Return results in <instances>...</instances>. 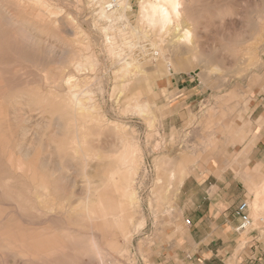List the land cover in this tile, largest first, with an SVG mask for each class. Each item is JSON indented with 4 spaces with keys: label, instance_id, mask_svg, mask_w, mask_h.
<instances>
[{
    "label": "rangeland",
    "instance_id": "1",
    "mask_svg": "<svg viewBox=\"0 0 264 264\" xmlns=\"http://www.w3.org/2000/svg\"><path fill=\"white\" fill-rule=\"evenodd\" d=\"M146 1L102 17L93 0H0V264H186L158 243L183 235L176 196L216 145L203 136L264 92V3L182 0L187 46ZM174 75L200 96L177 126ZM255 199L243 244L264 233Z\"/></svg>",
    "mask_w": 264,
    "mask_h": 264
},
{
    "label": "crops",
    "instance_id": "2",
    "mask_svg": "<svg viewBox=\"0 0 264 264\" xmlns=\"http://www.w3.org/2000/svg\"><path fill=\"white\" fill-rule=\"evenodd\" d=\"M194 85V79L174 75L163 91V99L169 102L175 95L183 110L170 115L171 124L177 126L183 115L190 117L195 111L200 96ZM229 117L217 121L216 132L203 136L216 145L194 166L177 193L176 215L185 227L183 235L171 228L166 240L158 243L157 251L166 260L264 264V233L252 230L243 244L244 236L236 231L241 224L238 206L256 195L253 208L264 207V92L253 94L248 110L235 111ZM191 135L194 142L202 137L196 128Z\"/></svg>",
    "mask_w": 264,
    "mask_h": 264
},
{
    "label": "bare ground",
    "instance_id": "3",
    "mask_svg": "<svg viewBox=\"0 0 264 264\" xmlns=\"http://www.w3.org/2000/svg\"><path fill=\"white\" fill-rule=\"evenodd\" d=\"M125 1L127 0H93L92 2V8L93 11H99V14L102 15V17H107V13H112L114 10L119 11V10H125ZM148 2V1H146ZM144 2V3H146ZM264 3V0H263ZM7 4V3H6ZM10 5V4H9ZM149 8L154 12L155 17L158 18V21H161L164 24H170L172 22V15H174L177 19H178V25H177V30L178 31H185V36L181 35V42L182 44H185L187 46H192L191 42H190V38H191V31L188 29V27L186 26V21L183 20V1L182 0H154L149 1L146 4L145 10H147V13H150ZM149 10V11H148ZM145 12V13H146ZM264 12V11H263ZM146 13V14H147ZM152 13V12H151ZM150 13V14H151ZM114 14V13H113ZM185 16V15H184ZM124 17V16H123ZM261 17V16H259ZM263 17V16H262ZM254 32V31H253ZM239 41V39H238ZM246 42H238V48L241 47L243 48V45L245 46ZM251 46V45H250ZM237 48V49H238ZM251 48V47H250ZM253 48V47H252ZM251 48V49H252ZM250 49V50H251ZM141 51L145 53L144 51V46L141 47ZM244 51V50H243ZM240 52V50H239ZM252 52V51H250ZM254 52V51H253ZM149 53L151 56H158L159 53L157 51L154 50V52H152L151 50H149ZM82 56V55H81ZM238 57V55H237ZM78 65V64H77ZM81 67V66H80ZM78 69H79V65H78ZM171 71V69H170ZM74 79V78H73ZM67 80V79H66ZM69 80V79H68ZM71 80H69L70 82ZM66 82V81H65ZM68 82V81H67ZM67 84V83H66ZM71 85V84H69ZM67 85V86H69ZM73 85V84H72ZM73 88V87H71ZM76 88V85H75ZM85 94V93H84ZM92 96V95H91ZM94 96V95H93ZM72 98V96H71ZM70 98V99H71ZM74 101H73V107L76 109L77 114H82V112L85 110L84 109V105L80 102V99L78 97V95H73ZM91 98V97H90ZM89 103V102H88ZM88 105V104H87ZM90 105V104H89ZM87 111V110H86ZM85 113V112H84ZM90 113V112H89ZM88 114V111L85 113ZM91 114V113H90ZM89 115V114H88ZM87 115V119L88 118ZM94 118V117H93ZM92 118V120H93ZM76 119V118H75ZM91 120V119H90ZM76 121V120H75ZM78 121V120H77ZM75 123V122H74ZM77 123V122H76ZM73 124V122H72ZM74 125V124H73ZM77 125V124H76ZM75 125V126H76ZM60 127V122L57 123V127ZM74 126V127H75ZM79 126V125H78ZM73 127V126H72ZM78 137V136H77ZM24 168V167H23Z\"/></svg>",
    "mask_w": 264,
    "mask_h": 264
},
{
    "label": "built area",
    "instance_id": "4",
    "mask_svg": "<svg viewBox=\"0 0 264 264\" xmlns=\"http://www.w3.org/2000/svg\"><path fill=\"white\" fill-rule=\"evenodd\" d=\"M236 214L241 219V224L236 229V231L238 234L243 235L246 232H248L250 229H252L254 226L253 219L251 217V207L249 202H244L240 206H238L236 209ZM187 224H190V221H187Z\"/></svg>",
    "mask_w": 264,
    "mask_h": 264
}]
</instances>
